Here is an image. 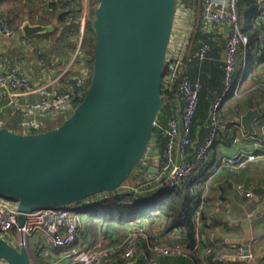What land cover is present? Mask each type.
I'll use <instances>...</instances> for the list:
<instances>
[{
  "label": "water",
  "instance_id": "1",
  "mask_svg": "<svg viewBox=\"0 0 264 264\" xmlns=\"http://www.w3.org/2000/svg\"><path fill=\"white\" fill-rule=\"evenodd\" d=\"M177 3L99 0L91 84L82 100L58 126L42 132L0 126V195L18 201L20 226L33 210L117 190L143 159L167 99L163 81ZM22 29L35 34L48 27L27 22ZM259 115L248 110L244 128L251 129ZM148 171L152 176L157 168ZM0 262L33 264L24 247L1 236Z\"/></svg>",
  "mask_w": 264,
  "mask_h": 264
},
{
  "label": "built area",
  "instance_id": "2",
  "mask_svg": "<svg viewBox=\"0 0 264 264\" xmlns=\"http://www.w3.org/2000/svg\"><path fill=\"white\" fill-rule=\"evenodd\" d=\"M49 1L52 2L54 0ZM180 5L183 10L182 14H179L181 11ZM185 9L193 11L183 0H178L176 10V19L179 21L178 28L175 20V30L178 35L175 37V49L173 50V44L170 43L168 53V56L170 55L176 60L171 66L173 77L176 75L175 73L180 65L184 50H186L189 43L192 31L185 33L181 31ZM199 18L203 22L206 32L225 38L223 51L224 88L212 105L210 111L212 125L208 136L195 149L192 158H189L191 122L197 109L201 84L190 80L186 76L182 79L180 84V92L183 99L182 119L175 117L168 121V126L163 131V134L168 136L163 158L157 162L155 160L156 157H152L157 164H150L147 168L149 179L156 184L154 190H172L179 187L187 179L201 176L207 165V158L212 147L223 134H229L231 142L235 145L240 144L241 137L253 139L258 136L255 131L241 133L244 130L241 116H236L228 122L220 113L234 96L238 97L241 94V81L248 75L245 69L252 62V60H248L249 54L253 55L252 57L255 60H257V57L264 56V14L254 24L256 29L258 25L260 26V29H257L258 34L254 41L251 39L250 34L244 31V26L242 25L243 11L241 0H202ZM77 20L80 24L77 49L73 60L62 71L55 69L56 59L48 63L47 59L39 57L41 52H37L35 56L42 75H39L40 77L37 79L34 78L26 69V65L34 61L30 57L37 50V44L26 35L21 37L20 44L17 46L18 52L21 53L17 63H14L9 55L0 52L2 67L0 72V93H5L12 109L20 112L18 127L23 133H32L31 131L43 127L44 123L58 120L76 106V99L84 93L82 89L65 91L60 87L61 78L73 71L77 60L79 59V64L83 63L80 60V56L84 31L89 20L87 12L82 10ZM5 34L10 37L15 35L14 32L8 31L6 28ZM207 50L208 45L204 44L196 50L195 56L203 59ZM238 68H240V78L237 81L240 84L238 83V87H235V73ZM256 72L249 74V77H253ZM87 74L89 72L86 70L84 76L81 77L82 80H86ZM262 105L264 107V95ZM260 127L264 130V121ZM261 140L264 143V137ZM257 155L258 151H247L239 148L233 155L225 156L221 160L229 162L233 170L239 171L247 167L248 162L255 161ZM151 166L157 168V172L152 174V176L148 171ZM234 187L237 192L243 193L247 198L253 196L252 190L245 189V183L237 182ZM135 190L143 192L141 188ZM93 200L88 199L83 205L73 203L33 210L27 213L23 226H20L18 223V201L0 195V236L19 248L24 247L28 253L33 250L30 243L31 237L40 236L47 244L45 253L52 257L55 255L59 256L62 259L59 261L60 264H67L63 261L65 259H70L75 264H112L117 260H120L122 264H134L137 261L139 244L142 242L150 245L154 253L163 256H178L185 252L182 245H170L159 242L156 233H154V227L142 222L132 225L125 236L118 239L113 245L104 247L89 246V243L85 242L81 236L85 232L80 228L78 212L80 210L83 211L85 205ZM201 209L202 207L195 215L196 222L199 224L202 223ZM252 215L253 212L248 214L249 217ZM175 229L179 231L178 227H175ZM219 229L212 228L210 233L211 239H216V234L220 233V242H216V245L223 248V251L214 257V262L216 264H239L234 261V259H238L242 264H246L244 262L245 248L234 245L229 233ZM171 230L173 232L172 226ZM55 250H60V252L57 253ZM148 259L149 264H173L171 262L164 263L155 255L150 256ZM200 264L209 263L202 262Z\"/></svg>",
  "mask_w": 264,
  "mask_h": 264
},
{
  "label": "trees",
  "instance_id": "3",
  "mask_svg": "<svg viewBox=\"0 0 264 264\" xmlns=\"http://www.w3.org/2000/svg\"><path fill=\"white\" fill-rule=\"evenodd\" d=\"M8 1H11L12 3L18 2V0H0V20L4 22L8 31H12L15 34L20 30L26 16H29L30 19L35 16L36 21L33 22L40 24H47L52 17L57 19L58 25L56 28H59L61 25L60 29H62L61 37L56 40L57 42L63 43L62 48L59 50L60 52L57 55H51V52L48 53L46 51L41 52L39 49L41 46L40 44L37 45L36 51L38 53L41 52L39 57L47 59L48 63H50L49 61L56 59L57 64L55 69L57 71H62L67 64L65 63L66 59L70 58L77 49L78 37L80 35V24L77 17L82 12L84 0H54L52 2L49 0H37L38 4L41 5L43 13L40 14L41 18H38V15L35 14V12L32 14V8L31 10H27V8H24L23 10L22 8L24 13L22 14V21L20 23H16V19L19 18L18 16L20 15L21 10L11 6H6L8 7L6 10L3 9V6ZM20 1H22L23 6L26 7L33 0ZM197 1L198 0H183V2L186 3L187 6H190L193 11L196 9ZM201 1L202 0H200V4ZM241 4L243 11L242 25L244 26V31L249 33L251 39L254 41V38L258 34L257 29H260L259 25L256 29L254 24L257 22V19L264 14V0H241ZM92 22L93 20H88L82 41L81 56L85 61L86 67L82 69L79 65L78 59L73 71L64 75L60 80V87L62 90H83V95L76 99L75 105L82 100L91 84L96 40ZM28 38H30V36H28ZM224 42V37L206 32L204 24L200 20V23L195 28L193 23L189 43L186 50H184L183 57L180 60V65L178 66V70L174 77L171 66L176 60L170 55L168 56L163 81V94L167 99L161 107L157 117L149 149L130 175H135L137 177L138 188L145 191L147 188L142 187L148 185L149 189H153V194L145 196L142 194L143 192L134 190L139 193L135 194L132 190H120L122 188L120 187L117 190H114V192H109V197L107 199L90 201L89 204L85 205L83 211L80 210L78 212L79 225L82 231L88 234L87 229H90L92 230L91 235L95 237L96 234L99 233L98 231L101 230L103 235L107 238L113 237L112 242L103 245V247L116 243V238L123 235L124 232L127 233L128 228L132 225L142 222L151 227L158 221V219H160L159 216L154 217L151 215L155 212H159L161 213V216L163 215L169 220L170 226L172 225V227H178L179 229L174 237L172 235L171 238L167 240L168 244L182 245L185 252L178 256L167 257L154 253L150 245L142 242L139 246H143L145 251L141 248L138 256L149 258L150 256L155 255L162 260V262L164 261V263H166L167 261H171L173 264H200L202 262L216 264L214 262V257L223 251V248L216 245V242H220V233L216 234V239H211L210 237L211 230L214 227L208 222L209 217L207 218V215L204 213L205 205L210 199L208 194L209 191L215 189V185L219 181H223L227 187L232 186L231 180L236 174H240L242 177L247 173V170L251 167L249 165L250 162H248L247 167L244 169L236 171L233 170V167L229 162L223 161L220 158L215 164L214 170L210 171L206 178L203 179V176H198L190 180H185L179 187L160 192L159 194L158 190H154V187H156L155 182L151 179H147V168L151 163L155 162L150 156L154 151L153 149H155V147H153L154 145L159 149L160 155L157 157L159 161L163 158V152L168 141V136L164 135L163 131L164 128L168 126V121L171 118L178 117L181 113L183 99L180 92V84L185 76L190 80L197 81L201 84L197 109L191 122V144L189 145V156L192 157L195 149L206 140L212 125L210 120L212 105L224 88ZM204 44L208 45V50L206 56L203 59H200L195 56V52ZM11 55L16 61H19L21 53L17 52L16 54ZM252 56L253 55L251 54L248 56V60H252V62L245 69V72H247L248 75H246L241 81V94L238 97L234 96L220 113L224 119H230L233 116H240L245 113L247 109L252 108L249 103H245V101H248L249 99H255L253 107L261 109L260 99H262L264 95V56L255 57L257 60ZM86 70L89 74H87L86 80H82L81 77L84 76ZM254 71H257L256 74L253 77H249V74H252ZM239 76L240 68H238V71L235 73V87H238L239 82L237 80L240 78ZM72 110L73 109L62 115L58 120L44 123L43 127L31 132H42L58 126ZM19 118L20 112L12 109L5 93H0V126H6L13 131L21 132V129L17 124ZM196 125L199 126L198 134L194 131ZM222 139L226 141L231 140L229 134H227V136L222 135ZM216 144L211 150L214 149ZM212 156L211 153L207 158L206 167L209 166V163H212ZM142 177H144L143 180L141 179ZM145 180H147V182H144ZM224 188L226 187L224 186L223 189ZM233 189H235L234 186ZM88 199L90 200V198H87V200ZM157 204L158 208L152 209V207ZM201 207L202 223L199 224L196 222L195 215ZM221 231L226 232V229ZM160 240L161 238L159 241ZM91 241H93L92 245L96 244L94 239ZM37 256L40 261L44 262V264H51L49 257L45 256L42 252H37ZM174 259L177 260L175 261ZM120 263L121 262L118 264ZM137 263H139L138 257L134 264ZM33 264H35V262H33Z\"/></svg>",
  "mask_w": 264,
  "mask_h": 264
},
{
  "label": "crops",
  "instance_id": "4",
  "mask_svg": "<svg viewBox=\"0 0 264 264\" xmlns=\"http://www.w3.org/2000/svg\"><path fill=\"white\" fill-rule=\"evenodd\" d=\"M33 1L31 2L32 4H33ZM32 14H34V10H32ZM30 20H31L30 17L26 16L25 21L21 25L20 30L12 37L6 35L1 30V26H0V52H2V54L9 55L12 58V61L14 63H17L18 61H16L15 58H13L11 54H16L18 52L17 46L18 44H20L19 42L23 35L24 36L26 35L27 37L30 36V38L37 45L40 44L41 46L39 47V49L41 52L42 51H46L48 53L51 52V55H57L60 52L59 50L63 46L62 42L56 41L62 35V32H61L62 29H60L61 25L59 24L60 25L59 28H56L58 25L57 24L58 21L56 18L52 17L49 19V22L47 24H41V25H45L48 27L47 31L39 32L35 34H25L22 29L25 23L29 22L31 24H40V23H34L33 21H30ZM175 20L177 21L176 16H175ZM175 20H174V26H173V32H172L173 38H171V42H170L173 44V50L175 49V44H176L175 37L177 36L176 30H175V27H176ZM0 22H3V21L0 20ZM3 25L7 29L4 22H3ZM79 31H80V28H79ZM174 40H175V43H174ZM34 53H33L34 59H32L34 61L28 63L26 65V69L34 78L37 79L42 75V72H41V68L38 65L37 58L35 56L37 55V51H34ZM80 60L83 63L79 65L83 69L86 67V65H85V61L82 59V56H80ZM1 68L2 67H1V62H0V72H1ZM253 102L255 103V99L254 100L249 99L248 101H245V103H249V105L252 107V108L249 107L250 109H257L253 107ZM260 108L261 109H257L260 114L259 118H257L254 121L251 129L246 130L243 126L244 130L241 132V133L246 132V131L253 132L255 130L258 134L257 138H253V139L245 138L244 139L243 137H241L240 144L235 145L231 142V140L226 141L222 139V136H221V138L217 142L214 149L211 150L209 153V156L211 155V153L213 155L212 156L213 164L209 163V166L205 167L203 173L201 174V176H203V179L206 178L211 171L209 167H212V170H214L215 164L220 160V158L222 159L225 156L233 155L239 148H243L247 151H259L257 155V159L249 163V165L251 166L249 168L250 171H248L249 170L248 169L247 173H245L242 177L240 174H236L237 178L240 179L241 181H236V179H232L231 180L232 186L230 187H227L223 181L221 182L219 181L215 185V189L213 191H209L208 196L210 197V199L208 200L204 208V213L207 215V218L209 217L208 222L211 223L212 227H214L213 229H218V228H220L221 230L226 229L234 245H238L242 247H245V245H247L249 247L250 256L249 258L244 259V262L246 264H264V154H262L264 153V143L261 140L262 137H264V130H262L260 127L261 123L264 121V107L262 105V99H260ZM250 109H247L245 113ZM181 112H182V109H181ZM245 113L240 115L241 123H242V116ZM178 117L180 120L182 119L181 113L179 114ZM234 117L236 116H233L230 119L227 118L225 120L230 122V120L233 119ZM194 131H196V134L199 133L198 125H196ZM223 135L227 136V134H223ZM153 147H155V149H153L154 151L151 153L150 156L156 157L155 160L159 162V159L157 158L158 155H160L159 149L157 148L156 145H154ZM188 157L192 158L189 156V152H188ZM156 161L151 164H154V165L157 164ZM251 164H254V167ZM237 182L245 183V189L252 190L253 196L251 198H247L243 193L237 192L235 189H233L234 184ZM246 183L248 186L246 185ZM224 186L226 188L223 189ZM108 197H109V192L104 193L103 197H95L94 201L100 200L103 198L107 199ZM84 203L85 202H82L81 204H84ZM250 212H253V215L249 217L248 214ZM161 219H162V222L159 228H161L162 230L167 229V228L171 229L172 225L171 226L169 225L170 223L169 220H167L165 216H162L160 218V221ZM247 220H249V224L248 223L246 224ZM176 232L177 231L175 227H173V232H172L173 237L176 234ZM155 233L158 239L160 238L161 240L164 239V236H165L164 234H162L161 232L157 230ZM161 240L159 242H161ZM30 243H31L33 250L37 251L38 253L42 252L45 256H48L51 264H60L59 261H61L62 259L59 256L55 255L52 257L45 253L47 244L40 236L36 235V236L31 237ZM92 243L93 241H91L90 239V243L88 244L89 246H103L99 244L92 245ZM55 251L57 253L60 252V250H55ZM174 260L176 261L177 259H174ZM63 261L67 264H70V262L71 264H75V262H72V260L70 259H65ZM138 261L139 263L137 264H149V259L147 257L138 256ZM234 261L235 263L240 262V260L238 259H234ZM119 262L121 261L117 260L112 264H118ZM167 262H171V261H167ZM0 264H6V263L0 262ZM40 264H44V263L42 262Z\"/></svg>",
  "mask_w": 264,
  "mask_h": 264
},
{
  "label": "rangeland",
  "instance_id": "5",
  "mask_svg": "<svg viewBox=\"0 0 264 264\" xmlns=\"http://www.w3.org/2000/svg\"><path fill=\"white\" fill-rule=\"evenodd\" d=\"M98 3H99V0H84V6H83V8H82V10L84 11V12H87V18L88 19H90V20H93L94 19V10H95V8H96V6L98 5ZM180 4H182V3H180ZM6 6H11V7H13V8H17L18 10H21L20 11V15L18 16L19 18H17L16 19V23H20L21 21H22V14L24 13L23 12V10H24V8H27V10H31V8H32V10H34V12H35V14H37L38 15V18H41V16H40V14H43L42 13V9H41V5L40 4H38V1L37 0H34V2H33V4L32 3H30L28 6H23V4H22V1H20V0H18V2H16V3H12L11 1H8L4 6H3V9L4 10H6L8 7H6ZM200 7H201V4H200V0H198L197 1V6H196V9H195V11H192V10H189V9H185L184 10V21H183V26H182V29H181V31H182V33H185V32H189V31H191L192 29H193V23H194V28L200 23V18H199V12H200ZM22 8H23V10H22ZM180 12H179V14H182V12H183V10H182V8H181V5H180ZM2 9V10H3ZM32 19H31V21H36V19H35V16L34 17H31ZM178 20H177V28L179 27V25H178ZM177 35H178V32H177ZM175 39V38H174ZM174 43H175V40H174ZM74 50H75V48H74ZM75 53V52H74ZM73 53V54H74ZM31 59H34V56L33 55H31V57H30ZM73 58H74V55H72V56H70V58H67L66 59V61H65V63H67L66 64V66L64 67V68H66L67 66H68V64L73 60ZM229 104V103H228ZM255 131V130H254ZM256 132V131H255ZM251 165H253V167H254V164H251ZM209 169L212 171V167H209ZM248 171H250V169L248 170ZM146 175V174H145ZM147 179H149V175H148V173H147ZM230 176V175H229ZM143 178L144 177H142L141 179L143 180ZM145 178H146V176H145ZM233 179H236V181H241L240 179H238L237 178V175L233 178ZM188 180V179H187ZM144 182H147V180H145ZM216 182H218V181H216ZM138 180H137V177L134 175V176H130L126 181H124V183L122 184V188L120 189V190H124V191H129V190H132L133 192H135V194H139L138 192H136V191H134L135 189H138ZM214 185V184H213ZM142 188H147L145 191L143 190V193L142 194H144L145 196H148V195H151V194H153V190H151V189H149V186L147 185V186H145V187H142ZM213 189V188H212ZM145 192V193H144ZM100 195H97V197H99ZM95 198V197H94ZM90 200H93V198H90ZM81 205H83V204H81ZM141 205H142V203H141ZM155 208H158V204L157 205H154L153 207H152V209H155ZM151 216H159V218H161V216H160V213L159 212H155V213H153ZM161 222H162V219H161V221H160V219H159V221L158 222H156L155 224H153L151 227H154L155 229H154V233L156 232V230L157 231H159V232H161L162 234H164L165 236H164V239L163 240H161V242L163 241L164 242V244H168V242H167V240L169 239V238H171V236H172V231H171V229L170 228H167V229H161V228H159L160 226H161ZM129 229V228H128ZM91 231L92 230H88L87 229V232H88V234L85 232V233H82L81 234V236L84 238V240H85V242H87V243H90V239L92 238V239H94L95 241H96V244H99V245H105V244H108V243H111L112 242V239H113V237L112 238H110V237H106L105 235H103V233L101 232V230H99L98 232L99 233H97L96 234V236L95 237H93L92 235H91ZM127 231V230H126ZM125 233L126 232H124V234L123 235H121V236H118L116 239L118 240L119 238H121V237H124L125 236ZM161 237H162V235H161ZM88 239V240H87ZM91 239V240H92ZM162 242V243H163ZM141 248H142V250H144L145 251V249H144V247L143 246H141V247H139V250H138V253L141 251ZM137 253V254H138ZM30 257H31V260L33 261V262H35V264H40V263H42L43 261H40L39 259H38V256H37V251H35V250H32L30 253ZM44 263V262H43ZM239 264H242V262H239Z\"/></svg>",
  "mask_w": 264,
  "mask_h": 264
},
{
  "label": "clouds",
  "instance_id": "6",
  "mask_svg": "<svg viewBox=\"0 0 264 264\" xmlns=\"http://www.w3.org/2000/svg\"><path fill=\"white\" fill-rule=\"evenodd\" d=\"M156 190H158V194L160 193V192H164L162 189H155V191ZM166 191H168V190H166ZM155 193V192H154ZM81 204V203H80Z\"/></svg>",
  "mask_w": 264,
  "mask_h": 264
}]
</instances>
